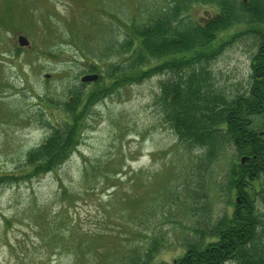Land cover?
<instances>
[{
  "label": "rangeland",
  "instance_id": "374dc122",
  "mask_svg": "<svg viewBox=\"0 0 264 264\" xmlns=\"http://www.w3.org/2000/svg\"><path fill=\"white\" fill-rule=\"evenodd\" d=\"M163 1L0 0V173L23 174L0 182V264H120L114 250L145 236L161 240L150 264H171L195 230L231 211L226 173L233 151L206 160L199 147L178 142L157 99L162 81L174 76L166 71L98 96L69 156L43 174H27L25 152L50 132L41 119L67 118L47 99L108 85L100 57L119 61L112 52L124 38L123 23L145 22ZM215 10L198 2L188 11L203 23ZM245 28L228 29L222 38L239 35L208 62L193 64L204 67L215 94L249 85L256 36L240 32ZM83 57L102 79L80 80L90 73Z\"/></svg>",
  "mask_w": 264,
  "mask_h": 264
},
{
  "label": "trees",
  "instance_id": "16d2710c",
  "mask_svg": "<svg viewBox=\"0 0 264 264\" xmlns=\"http://www.w3.org/2000/svg\"><path fill=\"white\" fill-rule=\"evenodd\" d=\"M198 2H208L216 9L203 23L188 11ZM236 25L246 27L240 32L256 36L250 82L243 92L215 94L204 67L193 64L214 58L239 35L236 31L221 37ZM123 26L120 48L112 52L120 60L115 63L108 54L100 57L108 85L97 82L86 92L78 87L68 89L64 100L47 99L67 118L62 124L49 116L41 119L50 132L25 152V163L31 167L27 174H43L69 156L79 144L81 123L98 96L158 72L173 73L162 81L157 99L162 119L178 142L186 149L199 147L206 160L225 156L230 150L235 161L226 173L231 211L218 224L195 230L185 251L171 264H264V0H164L145 22ZM84 60L89 63L86 71H98L93 60ZM153 60L156 63L150 65ZM22 177L0 173V182ZM160 245L158 237L145 236L131 248L114 253H121L120 264L122 260L150 264Z\"/></svg>",
  "mask_w": 264,
  "mask_h": 264
},
{
  "label": "water",
  "instance_id": "95a60500",
  "mask_svg": "<svg viewBox=\"0 0 264 264\" xmlns=\"http://www.w3.org/2000/svg\"><path fill=\"white\" fill-rule=\"evenodd\" d=\"M17 40H18V43L20 45H27L28 44L27 38L24 35H22V34L18 35ZM46 76H48V74H46ZM97 78H98V73H95V72H93V73H85V74L80 76V80L82 82L95 81ZM243 160H244V158H241V161H243Z\"/></svg>",
  "mask_w": 264,
  "mask_h": 264
}]
</instances>
